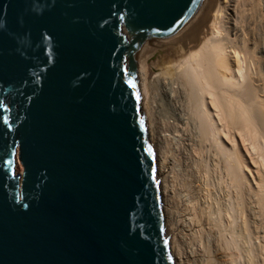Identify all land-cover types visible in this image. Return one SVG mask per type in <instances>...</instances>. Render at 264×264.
Returning a JSON list of instances; mask_svg holds the SVG:
<instances>
[{
    "label": "water",
    "instance_id": "water-1",
    "mask_svg": "<svg viewBox=\"0 0 264 264\" xmlns=\"http://www.w3.org/2000/svg\"><path fill=\"white\" fill-rule=\"evenodd\" d=\"M202 0H0V264H175L137 58Z\"/></svg>",
    "mask_w": 264,
    "mask_h": 264
},
{
    "label": "bare ground",
    "instance_id": "bare-ground-1",
    "mask_svg": "<svg viewBox=\"0 0 264 264\" xmlns=\"http://www.w3.org/2000/svg\"><path fill=\"white\" fill-rule=\"evenodd\" d=\"M258 16L264 20V0H202L183 26L149 37L138 55L142 112L175 264H264ZM160 48L167 54L153 72L156 93L148 60ZM244 149L263 169L255 183Z\"/></svg>",
    "mask_w": 264,
    "mask_h": 264
},
{
    "label": "rangeland",
    "instance_id": "rangeland-1",
    "mask_svg": "<svg viewBox=\"0 0 264 264\" xmlns=\"http://www.w3.org/2000/svg\"><path fill=\"white\" fill-rule=\"evenodd\" d=\"M226 1V0H225ZM258 17H260V18H257L258 19V21H260V22H258V21H256L255 22V25H254V27H256V29H260V30H257L256 32H258V34H259V36L260 37H264V20L263 19H261V16H258ZM263 20V21H262ZM261 22H262V24H261ZM259 24H261V26H262V28H261V26H259ZM258 26H259V28H258ZM252 27V26H251ZM253 27V30H254V32H255V28ZM261 30H262V32H261ZM262 40H264V38H262ZM167 54V52L165 51V49H162V48H160V49H158V50H156V51H153L152 53H151V57H150V59L148 60V66L150 67V69H151V75H150V81H151V83H152V86H153V90L156 92V77H155V75L153 74V72L155 71V69H156V66L158 65V62L165 56ZM137 77H138V73H137ZM138 80H139V78H138ZM157 93V92H156ZM143 100V99H142ZM144 113V112H143ZM253 155H251V154H248L246 151H245V149H244V156H245V159H246V165L248 166V168H249V170H248V175H249V178L251 179V181L253 182V183H255L256 182V180H259L261 177H262V171H263V169H261V167H260V165H259V163H257V156H256V154L255 153H252ZM251 157H255L256 159H254V158H251ZM254 159V160H253ZM252 160H253V162H252ZM176 170H179V167H176ZM261 174V175H260ZM253 178V179H252Z\"/></svg>",
    "mask_w": 264,
    "mask_h": 264
},
{
    "label": "snow or ice",
    "instance_id": "snow-or-ice-1",
    "mask_svg": "<svg viewBox=\"0 0 264 264\" xmlns=\"http://www.w3.org/2000/svg\"><path fill=\"white\" fill-rule=\"evenodd\" d=\"M0 70H2V69H0Z\"/></svg>",
    "mask_w": 264,
    "mask_h": 264
}]
</instances>
